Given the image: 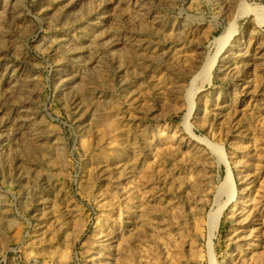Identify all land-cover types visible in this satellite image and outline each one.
<instances>
[{
	"label": "rangeland",
	"instance_id": "1",
	"mask_svg": "<svg viewBox=\"0 0 264 264\" xmlns=\"http://www.w3.org/2000/svg\"><path fill=\"white\" fill-rule=\"evenodd\" d=\"M263 15L0 0V264H264Z\"/></svg>",
	"mask_w": 264,
	"mask_h": 264
},
{
	"label": "bare ground",
	"instance_id": "2",
	"mask_svg": "<svg viewBox=\"0 0 264 264\" xmlns=\"http://www.w3.org/2000/svg\"><path fill=\"white\" fill-rule=\"evenodd\" d=\"M244 7L241 8L242 12L239 13L236 18L234 19L233 23H231L222 33L221 35L216 39V41L218 42V46H219V51L221 49H223L228 43L229 41L232 39V37L235 35L236 31H237V22L240 18V16H242L243 14H252V13H256L257 11V7H253L249 4H247L246 2H243ZM262 23H264V15L262 18ZM216 57L217 55H215L214 57H209L203 64L200 73L198 76L195 77L196 80H201V82L204 84L206 82H210L211 80V76H212V71L215 68L216 65ZM223 212V208L220 209L219 214L217 215V220L221 217ZM211 241V240H210Z\"/></svg>",
	"mask_w": 264,
	"mask_h": 264
}]
</instances>
